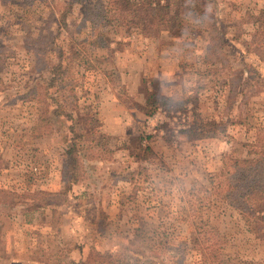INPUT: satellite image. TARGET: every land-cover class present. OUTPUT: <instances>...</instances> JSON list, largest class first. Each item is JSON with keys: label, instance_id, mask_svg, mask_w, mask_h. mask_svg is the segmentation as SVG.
I'll list each match as a JSON object with an SVG mask.
<instances>
[{"label": "rangeland", "instance_id": "374dc122", "mask_svg": "<svg viewBox=\"0 0 264 264\" xmlns=\"http://www.w3.org/2000/svg\"><path fill=\"white\" fill-rule=\"evenodd\" d=\"M107 1L0 0V264H69L90 248L141 264L133 259L157 246L160 264H203L186 246L200 225L223 264H264V235L212 182L228 158L251 159L264 134V61L251 44L264 0H169L165 31L86 19ZM210 17L226 45L205 62L217 45ZM60 63L73 66L69 86L49 91L80 108L84 134L100 132L79 153L85 175L74 185L71 121L54 119L41 137L31 130L32 89L42 93ZM207 123L208 137L188 133Z\"/></svg>", "mask_w": 264, "mask_h": 264}, {"label": "trees", "instance_id": "16d2710c", "mask_svg": "<svg viewBox=\"0 0 264 264\" xmlns=\"http://www.w3.org/2000/svg\"><path fill=\"white\" fill-rule=\"evenodd\" d=\"M169 8V0H108L104 11L86 10V19H88L89 16H96V18L99 19L98 21L104 19L110 23H113V20L116 19L120 23L123 22V24L131 25L136 29L146 25L151 27V29L165 31L168 30L171 22ZM207 16H209V14ZM212 21L213 19L210 17V21L208 20V23H210L208 29L211 31L209 33V40L212 42L217 41V45L210 44L204 58L205 62L211 61V57L213 58L216 48L226 45L223 38V30L220 29L218 23ZM254 24L258 26L253 35L251 44L258 48V50H255L256 54L259 56L260 60L264 61V58H262V56H264V9L258 11L257 19ZM65 26H67L66 23ZM28 38L30 43L35 42L36 38L30 35ZM260 52L262 55H260ZM35 55H38L37 50H35ZM216 59H218V57ZM84 61L86 64L88 63V60ZM71 66L72 65L69 63H66V65L60 63L57 64L56 67L52 66L48 68V73L53 75L49 78L50 84H48L40 94H38V92L42 87L39 86L40 89L36 87L32 89V93L35 95L34 100L39 105L40 111L31 127V130L41 137L45 135V133L51 131L54 119L62 118L66 119L67 122L71 121L69 128L70 132H73V135L68 141L65 151V155L70 159V166L72 167L67 181L68 185L78 184L82 179L81 177H84L83 158L79 153L84 154V149L86 147L92 149L91 143L94 140V136L97 132L100 133L97 129L92 128L93 131L89 129V132L84 134L80 128V120L74 118V115L77 113L74 114L72 112H75L78 106L76 105L74 108H68L67 105L69 104L60 100L61 96L58 90H60L62 86H69L67 78H70L71 72L73 71V66ZM249 74V70L243 74L246 76L247 83H251ZM59 78L64 79V82L60 80L61 83H59ZM257 82L264 87V77L259 76ZM56 85H58V97H55V94L49 91L50 88ZM238 85H240V82ZM166 101L167 99L165 98H162L161 102L154 100L146 108V113L152 115L159 104L163 105ZM67 108L71 109L69 113L66 112V110H68ZM77 109L79 111L80 108ZM211 124L214 125L216 123L212 122ZM211 124H194L190 126L188 133L195 137H208L206 133L209 132H206V128L211 126ZM254 143V147H250L248 151V154L251 156L254 155L251 159L228 158L226 160L227 163L224 165V171L221 172L216 179L213 178L212 182L215 184V193L224 201H227L228 205L234 206L241 214L250 219L251 222L256 225L258 232L264 235V134L260 135L258 141ZM34 196L36 197V195ZM2 203L4 202L2 201ZM2 203L1 205L4 206L5 204ZM200 228V232L196 233L198 238L186 244V246L188 245L190 248L189 253H193L194 251L203 253L207 259L203 264H223L222 249L218 245L217 240L215 239L216 242L211 240L210 232L205 230L201 225ZM161 249L162 247L157 246L151 250L152 256H143L139 258L141 262L135 259H133V261L141 264H160L161 262L159 258H157V255H159ZM129 253L130 255L134 254L137 256L133 250ZM123 262L125 263L124 257L119 254H115L114 252L100 253L96 249L90 248L86 259L78 262L71 261L69 264H124Z\"/></svg>", "mask_w": 264, "mask_h": 264}]
</instances>
